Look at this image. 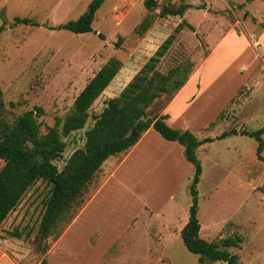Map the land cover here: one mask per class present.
Listing matches in <instances>:
<instances>
[{"label": "rangeland", "instance_id": "rangeland-1", "mask_svg": "<svg viewBox=\"0 0 264 264\" xmlns=\"http://www.w3.org/2000/svg\"><path fill=\"white\" fill-rule=\"evenodd\" d=\"M91 1L0 0L5 120L12 122L25 111L41 108L37 121L44 133L57 118L63 120L79 92L109 59L121 63L89 108L85 126L62 138L65 149L54 161L58 169L83 146L85 132L105 102L121 92L171 34L175 40L157 71L166 73L187 59L193 64L191 84L196 89L208 87L193 104L184 102L192 85L171 103L172 123L179 121L198 139L264 126V0H155L157 6L150 13L142 0H104L92 23L94 33L48 29L76 20ZM179 5L188 6L182 17L156 16L163 8ZM147 14L153 16L149 30L136 35V26ZM16 18H28L39 26L13 25ZM167 100H157L149 116L163 115L170 104ZM148 133L139 158L128 160L116 172L131 149L105 160L87 185L84 204L74 219L46 241L39 239L38 231L50 186L36 181L0 227V264H41L43 259L47 264H158L160 260L200 264L180 237L191 203L192 166L181 146L164 141L152 129ZM262 138L264 142V134ZM256 146L252 138L230 136L197 154L202 168L196 188L200 237L217 242L241 235L243 242L229 250L240 264H264V150L259 161Z\"/></svg>", "mask_w": 264, "mask_h": 264}, {"label": "trees", "instance_id": "trees-1", "mask_svg": "<svg viewBox=\"0 0 264 264\" xmlns=\"http://www.w3.org/2000/svg\"><path fill=\"white\" fill-rule=\"evenodd\" d=\"M104 0H92L86 11L76 20L48 27L50 30H66L73 34L94 33L92 23L95 14ZM147 12H152L155 0H142ZM188 6L166 7L156 16L182 17ZM14 24L39 26L28 18H16ZM153 22L147 14L136 26L134 32L142 36ZM190 28V26H188ZM191 29V28H190ZM4 30L0 28V32ZM179 32V26L175 28ZM99 39H104L100 33ZM121 38H118L116 46ZM175 40L171 34L156 49L139 72L114 98L108 99L102 111L95 116L92 126L85 132L84 144L76 149L61 169L54 164L65 149L62 138L71 132L82 129L88 118L89 108L108 87L121 68L117 59H109L86 83L73 102L72 109L63 118L56 119L55 126L41 132L37 118L43 114L41 108L23 112L12 122L1 116L2 92L0 90V227L9 213L17 206L29 188L38 180L50 186L40 220L38 237L46 241L58 228L69 224L84 204L82 197L87 185L94 179L105 160L117 157L133 148L148 130H154L161 138L179 144L184 159L193 167L189 193L191 203L188 220L180 237L188 252L198 256V263L240 264L231 248L238 247L243 238L235 234L217 242H209L200 237V224L197 219V185L202 172L197 157L199 146L230 136H244L256 141V158L263 161L264 126L254 131L231 129L223 131L215 138L198 140L188 130L173 129L165 122L167 115L149 116V109L159 99L171 101L189 79L193 64L190 60L179 62L166 73L157 71L161 58ZM60 125V130L57 127ZM80 210V209H79ZM41 264H47L43 259Z\"/></svg>", "mask_w": 264, "mask_h": 264}, {"label": "crops", "instance_id": "crops-1", "mask_svg": "<svg viewBox=\"0 0 264 264\" xmlns=\"http://www.w3.org/2000/svg\"><path fill=\"white\" fill-rule=\"evenodd\" d=\"M191 75V74H190ZM191 79H192V76H189V79H188V81L186 82V84L182 87V89L173 97V99L170 101V104L167 106V108H166V110H165V115H167L168 116V118H167V120H165V122H166V124L168 125V126H170L171 128H177V129H180V130H188V129H184V128H182L181 127V125H179V121H177L176 123H172L171 122V118H170V115H169V112H168V108H169V106L171 105V103H173L175 100H177L179 97H181V95H183L184 93H185V91L188 89V87L189 86H191L192 85V91H191V93H188L186 96H185V98H184V102H186V104H193V103H195V102H197V97H201V95L204 93V92H206L208 89V87L207 88H198V89H196L195 88V86H194V84L192 83L191 84ZM209 87H211V86H209ZM217 89H218V91L220 92L221 90H220V87H217ZM193 94H195L194 95V99H193V101L192 102H189V100L192 98V95ZM163 114V115H164ZM169 120H170V122H169ZM173 121V120H172ZM149 131V130H148ZM148 131L146 132V133H144L143 134V136L141 137V139L138 141V143L133 147V148H131V151H130V153H129V155L123 160V162L121 163V165H119V166H117L116 168V170H115V172L118 170V169H120L128 160H131V159H137V158H139L140 157V154H143L144 153V148H141V143H143V140H144V138L149 134L148 133ZM189 131V130H188ZM190 132V131H189ZM159 135V134H158ZM197 138V137H196ZM206 138V137H205ZM208 138H211V137H208ZM215 138V137H214ZM163 139V138H162ZM198 139V138H197ZM164 140V139H163ZM198 140H202V139H198ZM164 141H166V140H164ZM167 142H169V141H167ZM214 142V141H213ZM213 142H211V143H213ZM171 143V142H170ZM172 143H175V142H172ZM211 143H206V144H203V145H201V146H199L198 147V149H197V154H198V152L201 150V149H203L205 146H208L209 144H211ZM179 145V144H178ZM180 146V145H179ZM182 148V147H181ZM175 151V150H174ZM141 152V153H140ZM183 152V149H181V153ZM179 153H180V151H179ZM191 165V164H190ZM192 166V165H191ZM192 170H193V167H192ZM114 172V173H115ZM114 173H112V174H114ZM189 173V172H188ZM188 173H187V176H188ZM111 174V177H113V175ZM190 174V173H189ZM110 177V178H111ZM110 178H109V180H110ZM200 181V180H199ZM107 183L108 182H105V184L99 189V191L97 192V194L103 189V187L105 186V185H107ZM97 194L91 199V201L97 196ZM91 201H89V203L91 202ZM89 203L87 204V206L89 205ZM86 206V207H87ZM85 207V208H86ZM85 208H84V210H85ZM83 210V211H84ZM82 215V214H81ZM81 216H79V218H80ZM79 218L75 221V223L72 225V226H74L76 223H77V221L79 220ZM70 232V231H69ZM159 263L160 264H164L161 260L159 261ZM158 263V264H159Z\"/></svg>", "mask_w": 264, "mask_h": 264}]
</instances>
